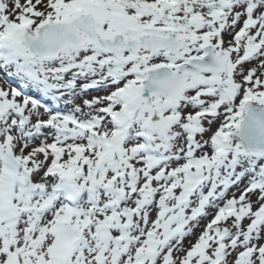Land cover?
I'll list each match as a JSON object with an SVG mask.
<instances>
[{
	"label": "snow or ice",
	"instance_id": "obj_1",
	"mask_svg": "<svg viewBox=\"0 0 264 264\" xmlns=\"http://www.w3.org/2000/svg\"><path fill=\"white\" fill-rule=\"evenodd\" d=\"M0 264H264V0H0Z\"/></svg>",
	"mask_w": 264,
	"mask_h": 264
}]
</instances>
